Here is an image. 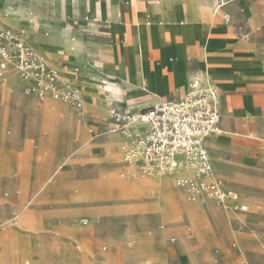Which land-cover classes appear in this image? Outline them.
I'll return each instance as SVG.
<instances>
[{
    "label": "crops",
    "instance_id": "1",
    "mask_svg": "<svg viewBox=\"0 0 264 264\" xmlns=\"http://www.w3.org/2000/svg\"><path fill=\"white\" fill-rule=\"evenodd\" d=\"M0 26L22 32L64 80L81 90L80 114L53 99L39 102L24 94L39 106L53 102L62 108L25 116L38 137L46 125L53 130L55 152L65 140V149L72 151L62 156L61 166L65 157L101 160L95 166L129 176L100 184L133 199L157 184L169 187L174 195L184 193L174 187L172 173L157 181L137 179L121 160L127 139L106 129L111 125L110 104L138 110L179 99L194 77L200 86H213L219 93L220 131L206 141L215 175L235 188L227 181H248L245 171L264 163V0H0ZM10 77L23 88L19 79ZM19 117L17 111L9 114L12 127H19ZM87 131L92 153L74 156L75 149H83ZM117 153L120 157L113 161ZM9 166L5 165L7 170ZM11 195L18 199L19 190L14 188ZM8 196V191L2 192L3 198ZM30 206L29 202L13 211L10 221L16 224L21 214L26 220L27 210L41 209ZM83 218L89 222L80 217V224ZM61 226L43 223L44 231L31 235L29 242L38 244L49 234L76 233L73 225ZM141 245V252L152 248L148 242ZM62 261H72L70 254L63 253Z\"/></svg>",
    "mask_w": 264,
    "mask_h": 264
},
{
    "label": "rangeland",
    "instance_id": "2",
    "mask_svg": "<svg viewBox=\"0 0 264 264\" xmlns=\"http://www.w3.org/2000/svg\"><path fill=\"white\" fill-rule=\"evenodd\" d=\"M0 109V264H264V163L245 171L248 181H227L248 203L247 212L211 200L189 201L184 193L174 195L159 184L147 186L133 199L100 184L112 177L128 179L126 172L100 169L95 165L101 160L91 157H65L61 166L62 156L72 151L65 149V140L55 152L53 130L46 125L38 137L27 123L25 116L32 111L47 115L61 110L58 104L37 105L10 77L0 83ZM12 110L20 114L17 128L9 123ZM89 140L87 131L83 149H75L74 156L92 153ZM119 157L117 153L112 160ZM164 174L136 173V178L157 181ZM173 185L178 188L175 178ZM14 188L18 199L11 195ZM3 191L10 196L3 198ZM29 202L30 208L60 211L27 210L26 220L21 214L13 224L12 212ZM80 217H87L88 224L81 225ZM43 223L73 225L76 233L49 234L32 244L30 236L44 231ZM143 242L152 248L141 252ZM63 253L72 261H62Z\"/></svg>",
    "mask_w": 264,
    "mask_h": 264
},
{
    "label": "built area",
    "instance_id": "3",
    "mask_svg": "<svg viewBox=\"0 0 264 264\" xmlns=\"http://www.w3.org/2000/svg\"><path fill=\"white\" fill-rule=\"evenodd\" d=\"M219 5L217 6V8ZM19 79L27 96L66 104L75 113L83 111L81 90L64 80L22 32L0 26V81ZM111 125L106 133L127 139L122 163L142 176L172 173L189 201H215L223 208L247 212L241 193L218 178L213 170L206 141L220 131L219 93L213 86H200L194 77L179 99L160 100L138 109H119L110 104ZM87 224V219H81Z\"/></svg>",
    "mask_w": 264,
    "mask_h": 264
},
{
    "label": "bare ground",
    "instance_id": "4",
    "mask_svg": "<svg viewBox=\"0 0 264 264\" xmlns=\"http://www.w3.org/2000/svg\"><path fill=\"white\" fill-rule=\"evenodd\" d=\"M168 174V173H167ZM167 174H164V175H167Z\"/></svg>",
    "mask_w": 264,
    "mask_h": 264
}]
</instances>
